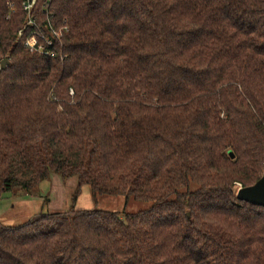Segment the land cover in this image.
<instances>
[{
	"label": "trees",
	"instance_id": "16d2710c",
	"mask_svg": "<svg viewBox=\"0 0 264 264\" xmlns=\"http://www.w3.org/2000/svg\"><path fill=\"white\" fill-rule=\"evenodd\" d=\"M22 3L0 0V195L55 174L151 206L0 225V264H264L236 199L264 171V0H51L52 57L16 41Z\"/></svg>",
	"mask_w": 264,
	"mask_h": 264
},
{
	"label": "rangeland",
	"instance_id": "374dc122",
	"mask_svg": "<svg viewBox=\"0 0 264 264\" xmlns=\"http://www.w3.org/2000/svg\"><path fill=\"white\" fill-rule=\"evenodd\" d=\"M76 179L62 180L51 174L31 192L13 190L0 195V225L16 228L47 213L75 210H102L118 215L147 210L151 204L126 201L123 196H93L88 186L76 190Z\"/></svg>",
	"mask_w": 264,
	"mask_h": 264
},
{
	"label": "built area",
	"instance_id": "2783aa9c",
	"mask_svg": "<svg viewBox=\"0 0 264 264\" xmlns=\"http://www.w3.org/2000/svg\"><path fill=\"white\" fill-rule=\"evenodd\" d=\"M50 1L51 0H23L22 11L25 14V19L16 38L17 42L22 39L23 48L31 53H36L44 57L53 56L52 48L54 44L60 40L62 31L56 30L51 24L50 20L52 15L48 11ZM38 2H41V8L39 11H36ZM39 19H41V21ZM40 23L45 32L40 27ZM65 29L66 28H63V30ZM262 166L264 168V161L262 162Z\"/></svg>",
	"mask_w": 264,
	"mask_h": 264
},
{
	"label": "water",
	"instance_id": "95a60500",
	"mask_svg": "<svg viewBox=\"0 0 264 264\" xmlns=\"http://www.w3.org/2000/svg\"><path fill=\"white\" fill-rule=\"evenodd\" d=\"M8 60L4 59L0 62L1 69H5ZM236 199L256 207L264 209V171L261 178L252 186L239 188L236 192ZM187 218L189 214L187 213Z\"/></svg>",
	"mask_w": 264,
	"mask_h": 264
}]
</instances>
